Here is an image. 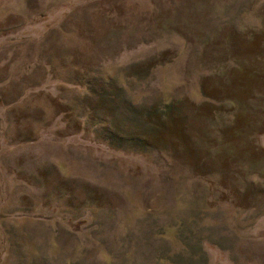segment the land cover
I'll return each mask as SVG.
<instances>
[{"label": "rangeland", "instance_id": "374dc122", "mask_svg": "<svg viewBox=\"0 0 264 264\" xmlns=\"http://www.w3.org/2000/svg\"><path fill=\"white\" fill-rule=\"evenodd\" d=\"M0 264H264V0H0Z\"/></svg>", "mask_w": 264, "mask_h": 264}]
</instances>
